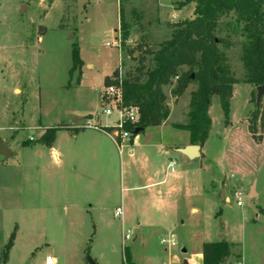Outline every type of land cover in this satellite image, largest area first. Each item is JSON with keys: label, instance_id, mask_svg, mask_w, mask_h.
<instances>
[{"label": "rangeland", "instance_id": "374dc122", "mask_svg": "<svg viewBox=\"0 0 264 264\" xmlns=\"http://www.w3.org/2000/svg\"><path fill=\"white\" fill-rule=\"evenodd\" d=\"M193 1L0 0V126L15 135L11 150L25 138L28 143L38 142V131L26 127L71 125L74 118L84 125L98 115L102 124L114 123L115 118H106L102 110L116 114L122 103L117 89L104 88L105 77L117 68L122 80L133 75L139 66L137 47L156 51L169 41L175 24L194 18ZM262 13L264 17V5ZM241 28L230 14L215 30L217 38L230 44L229 48L219 45L218 52L237 81L228 123L213 96L208 109L211 128L201 157L187 160L173 154L181 183L163 202L150 199L142 188L144 166L129 169L125 152L123 181L118 162L111 165L105 181L109 197L98 203H94L101 192L97 183L95 191H79L74 197L68 195V200L60 196L78 171L55 163L39 168L40 161L25 154L20 159L0 156V262L16 228L6 264H44L48 256L56 264H88L87 257L95 264H123V231L131 232L125 247L136 264H182L183 260L202 264L197 255L202 244L221 240L232 244L225 264H264V134L255 141L248 131L257 93L256 87L244 83L247 72L241 59L246 39ZM74 46L82 62L80 74L72 70ZM151 59L145 57L144 71L153 67ZM175 89L182 91L178 98L172 95ZM195 89L194 83L177 86L176 79L162 88L172 112L161 131L165 140L181 141V148L189 134L170 124L187 123L189 96ZM156 131L160 130L146 133L158 137L161 132ZM141 137L142 133L137 139ZM91 174L88 169L83 176ZM117 207H122L121 217H114ZM171 236L174 247L160 244Z\"/></svg>", "mask_w": 264, "mask_h": 264}, {"label": "trees", "instance_id": "16d2710c", "mask_svg": "<svg viewBox=\"0 0 264 264\" xmlns=\"http://www.w3.org/2000/svg\"><path fill=\"white\" fill-rule=\"evenodd\" d=\"M194 18L174 25L175 31L170 40L159 45L156 51L137 47L139 66L133 75L125 79L118 76V68L110 77H105L104 88L119 89L122 107H135L138 112L137 127L145 129L158 127L169 116L163 87L176 79L177 86L187 87L194 83L196 89L190 93L187 123L174 126L175 129L188 132L189 144L202 148L208 139L211 120L208 109L211 99L216 96L223 113L225 123H228L229 101L232 88L237 81L229 75L226 60L219 55L218 46L229 48L230 44L217 38L215 30L219 21L233 14L237 25L242 26L245 42L242 44V64L247 72L245 84L254 87L264 86V17L262 8L264 0H194ZM188 3V2H187ZM123 17L120 15V25L124 30ZM127 34L122 35L123 41ZM152 57L153 67L145 70V57ZM82 62L78 50L72 51V70L81 73ZM183 68L186 71L181 72ZM182 91L175 89L172 95L178 98ZM130 127H125L129 129ZM74 129L60 125L45 129L38 142L46 148H51L59 131ZM102 132L111 134L117 129L103 127ZM248 131L255 141L261 140L264 134V102L256 104L248 121ZM201 157V156H200ZM16 228L4 245L0 264H6L13 242ZM232 244L225 240L203 243L201 246L202 264H225L231 257ZM123 264H133L126 247L122 249Z\"/></svg>", "mask_w": 264, "mask_h": 264}, {"label": "crops", "instance_id": "0c3cea01", "mask_svg": "<svg viewBox=\"0 0 264 264\" xmlns=\"http://www.w3.org/2000/svg\"><path fill=\"white\" fill-rule=\"evenodd\" d=\"M177 14H181V10H178ZM114 33L117 34V28L114 30ZM88 66L92 68L91 65L87 64L86 67ZM171 112L169 110V116L171 115ZM168 118L161 126L145 128L133 135L129 142L123 147V150L125 151L122 150V152L119 153L116 149L119 155L118 160L116 159L115 150L113 148V146L115 147V144L111 138L100 130L83 128L82 124H78L79 119L77 118L71 120V125L57 124L52 126L56 127L58 125H64L70 129H74L76 132L73 133L70 130L57 132L51 148H46L37 141L34 143H28L25 138V140L20 141V144L17 142L12 151L11 144L15 135L10 132V128L5 129L3 126H0V141L8 143V150L11 156L13 155L14 157L17 156L18 158H22L25 154L28 158L31 157L40 161L39 168H42L46 164L50 165L55 163L62 167L66 166L73 172L78 171V173H75L73 176L75 177L74 182L67 183L64 187V192L60 194L61 197L66 198L67 200L69 198L68 195L71 194L74 197L78 195L79 191L86 193H89V191H95L97 183V185H100L101 187V192L99 191L100 195L94 200V203H98L101 200L104 201V199L109 197L107 193L109 194L110 189L108 192L106 191L107 187L105 181L107 179L106 177L110 176L111 165L114 166L118 162L121 174L120 177L123 181L124 173L122 156L125 152L129 169L130 165L134 166L135 164H142V166H144L143 177L146 179V182L143 184L142 188L149 192L150 199L157 202H163L165 195L176 192L181 183V174L178 169H176V160L173 154L181 155L178 150L190 145L189 137L182 148L181 141L176 142L165 140L163 131L161 130L167 123ZM101 126L111 127L112 123H101ZM170 126L172 129H175L173 125L170 124ZM24 129L32 130L33 132L37 130L39 137H41L44 130L48 128H42L39 126L33 128L26 127ZM149 129H157L160 131H156V133H161H157L158 137H151L154 133H146ZM140 133L143 134V137L137 139ZM202 152L203 149L200 148V156ZM29 162H31V159H29ZM21 164L26 167V163L21 162ZM88 169H92V174L89 177H84L83 175ZM128 177H131L129 171ZM34 187H36V185H34ZM120 201L122 206V197ZM88 207L91 208L92 206L88 205ZM118 208L122 211V207H117L115 210ZM133 241H135V239H133ZM197 255L199 257V262H202L201 252H198ZM132 263L136 264L133 261Z\"/></svg>", "mask_w": 264, "mask_h": 264}, {"label": "built area", "instance_id": "2783aa9c", "mask_svg": "<svg viewBox=\"0 0 264 264\" xmlns=\"http://www.w3.org/2000/svg\"><path fill=\"white\" fill-rule=\"evenodd\" d=\"M120 40L119 38H116V45L120 47ZM115 87L111 86L106 89H108L110 92L113 91ZM117 89V88H115ZM118 92V97L120 98L119 101L121 102V95L119 89H117ZM117 98L115 100H117ZM116 114H113V111L110 109H103L102 113L106 118L109 117H114V123H112L111 127L116 128L117 130L114 131L111 134H107L113 143L115 144V147L119 153L122 152L123 147L127 142H129L130 138L134 135L135 131L137 129H140L137 127V121H138V112L135 107H121L119 109H116ZM130 127L129 129H125V127ZM83 128L87 129H95V130H100L103 128L101 126V120H100V115H98L94 120H88L86 123H84ZM236 205L238 207L241 206V201L239 198V195L236 196ZM122 216V211L120 208L116 209L114 212V217H121ZM121 244H122V249L126 246V242L131 240V232L130 231H123L121 234ZM161 245H167L169 247H174L175 241L174 238L171 237L170 239H162L160 241ZM44 264H56V261L52 257H46L44 260Z\"/></svg>", "mask_w": 264, "mask_h": 264}, {"label": "water", "instance_id": "95a60500", "mask_svg": "<svg viewBox=\"0 0 264 264\" xmlns=\"http://www.w3.org/2000/svg\"><path fill=\"white\" fill-rule=\"evenodd\" d=\"M136 55H137V53H136ZM181 87L183 88V86H181ZM256 93H257L256 94V104H259L261 101V98L264 95V86L257 87ZM78 121L80 122L81 120H78ZM141 130L142 129H137L135 131L134 135L137 134ZM178 152L181 155L185 156L188 160H195V159H198L200 157V147L197 145L186 146L182 149H179ZM0 156H2L4 158V160H7L11 157L9 150H8V143L7 142L0 141ZM182 252L185 253L186 251L183 250ZM87 263L88 264H95L94 261L89 257H87ZM182 264H187V261L183 260Z\"/></svg>", "mask_w": 264, "mask_h": 264}]
</instances>
